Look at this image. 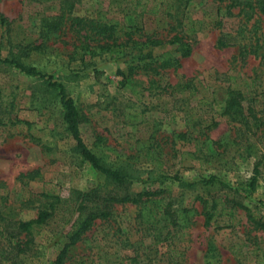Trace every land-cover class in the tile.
Listing matches in <instances>:
<instances>
[{
	"label": "rangeland",
	"instance_id": "374dc122",
	"mask_svg": "<svg viewBox=\"0 0 264 264\" xmlns=\"http://www.w3.org/2000/svg\"><path fill=\"white\" fill-rule=\"evenodd\" d=\"M62 1L0 0L1 57L11 43L32 37L43 50L13 54L45 74L28 75L0 62V225L3 218L29 220L41 210L52 211L28 250L18 256L10 252L12 263L54 264L69 242L82 194L94 188L101 194L124 192L76 151L48 76L64 85L83 113L80 131L88 148L104 164L137 177L128 192L156 191L151 197H164L178 218L187 217L180 225L161 219L153 227L140 223L136 204L114 203L108 218L95 219L67 247L63 264H239L248 249H264V232L253 230L237 205L264 217V13L256 10V0H248L254 10L232 7L230 16L227 1L190 0L177 13V0H141L157 13L138 16L136 28L123 23V12L138 0L75 1L72 15L110 22L118 41L130 39L134 48L124 57L100 49L106 39L99 36L86 41L93 50L86 52L79 26L69 29V22L62 31L41 33L42 19L59 13ZM177 17L181 43L191 48L185 57L180 42L169 41ZM220 32L237 37L218 47ZM157 39L162 43L152 42ZM249 39L254 52L241 62L239 43ZM166 51L177 65L155 69L149 62H160ZM130 67L131 80L122 84L121 73L128 75ZM229 85L244 92L258 123L222 113ZM255 168L256 188L250 190ZM211 175L217 179L201 180ZM200 197L210 210L212 199H220L232 210L233 225L227 226L225 214H214L205 225ZM22 239L23 234L11 241L0 235L2 257Z\"/></svg>",
	"mask_w": 264,
	"mask_h": 264
},
{
	"label": "trees",
	"instance_id": "16d2710c",
	"mask_svg": "<svg viewBox=\"0 0 264 264\" xmlns=\"http://www.w3.org/2000/svg\"><path fill=\"white\" fill-rule=\"evenodd\" d=\"M77 0H63L62 6L56 15H52L49 17H45L42 19V25L40 26V32H58L64 30L66 27H63L67 22H69V29L73 26H79L76 29V32L79 34L80 38L84 42L82 46L84 50L88 53H92L93 50L91 47L89 48V44L86 43L89 39H92L94 36H99L100 40L106 39L103 46L98 45L100 49H106L108 52L113 53L114 57H124L129 53L134 46L128 45V40L120 42L118 41V36L116 35L115 26L110 22L96 20L91 17L77 16L72 15L73 5ZM178 5H176V12L179 13V8L182 3L188 2L190 0H177ZM219 2L227 1L226 5V15H233L231 8L239 7L240 12L245 10H256L260 13H264V0H256V5L254 7V3L248 0H216ZM156 14L157 7H148L147 2H142L141 0L130 3V6L126 8L123 12V23L126 24L128 28H136V21L138 16L143 14ZM247 13V11H246ZM5 25H9L7 19ZM175 25H171L173 31H175L172 38L169 40L172 44L179 43L182 45L180 48L181 56L185 57L190 54L191 48L189 44L181 43L182 35L184 32H181L178 27L182 25V21L179 17L175 18ZM193 28L191 29V31ZM82 31V33H80ZM133 32V31H132ZM131 32V33H132ZM130 32H126V35H132ZM8 34V33H7ZM10 37V34L8 35ZM236 35H231L230 33L220 32L219 36L216 40V44L218 47L228 46ZM252 39L249 41L240 42L238 56L240 57L241 62H244L250 52L252 51ZM153 43L161 44L162 41L160 39L153 40ZM254 43H258V37H255ZM42 43L36 44L35 40L32 37H27L24 39L23 43H11V48L9 54L6 57H1L0 62L12 64L20 71L34 76L44 77L41 71H39L35 66L25 64L21 62L16 55L13 54V50L17 49L20 54H28V51H41ZM16 52V54H18ZM237 58V56L235 57ZM262 62H264V54L261 55ZM155 64V69L157 66L159 67H171L177 65L178 59L172 58L171 53L166 51L162 54V59L160 62L152 60ZM132 67H130V71L128 75L121 73L123 77L121 83L124 84L123 80L129 82L131 80ZM51 76H48V82L51 86L56 87L58 89L60 95V103L63 110V121L66 125L67 131L70 133L72 138L75 140L76 151L82 157L83 160L87 161L90 166L105 176L115 187H118L121 190H124L123 193L121 191H116L114 193H106L101 194L99 189H91L82 194V199L79 205L80 213L76 218L75 227L72 230L69 236V242L65 245V247L60 251L54 264H63V260L67 254V247L70 245L76 244L80 239L83 233L90 227L91 223L95 219H106L112 213L111 209L114 203H124L131 202L138 206V211L136 217L139 219L140 223L149 224L155 227L156 223L161 219L165 220V222H169L172 226L180 225V221L183 218H178L176 211L172 209V203L170 201H165L164 197H151L153 195H157L156 191H140L135 195H131L128 192L129 186L134 182L137 177L133 176L131 173L126 171L123 167H112L104 164L101 159L93 153L88 146L83 141L81 136L80 126L84 121V115L81 113L79 108L74 103L73 99L69 97L65 91L64 85L60 82L51 81ZM227 97L225 99V104L223 107V114L228 116L231 120L235 121H243L247 123V121L254 120V124L258 123L261 119L256 116L254 107L247 101V97L244 92L237 87H233L229 85L226 88ZM249 115L250 117H248ZM36 174V171H35ZM256 174L257 169H254V174L248 180V188L250 190H254L256 188ZM177 178V177H176ZM217 179V177L211 175L207 179L204 180L206 183L211 182L212 180ZM224 185V183H223ZM201 202L203 203V215H204V224L209 225L212 221L214 214L227 216L229 224L227 226L233 225L234 215L231 209H226L223 206L222 201L218 198L212 199V208L211 210L207 208V199L200 197ZM227 200V199H226ZM228 201V200H227ZM149 202H155L153 207L148 205ZM91 204V206H89ZM219 204L222 206L218 207ZM240 208L245 211L247 222L252 225V229L255 231H263L264 232V217L257 214L254 209L243 205L242 203L237 204ZM52 208V207H51ZM50 210H41L38 214L29 220H14L10 218L2 219L3 223L0 225V235L9 238L11 241L14 238H18L23 234L24 241L19 240L14 245L10 247V250L7 251L6 255L2 257V253L0 254V264L3 262L11 261L10 264H13V256H18L20 253H24L27 249V245L30 240L39 232L41 226L47 221L49 216L51 215ZM184 222H187V217L184 218ZM157 236V235H155ZM8 240V241H9ZM253 245H256L254 242ZM13 253V256L8 258L9 254ZM239 264H264V249L261 246H256L250 248L246 251L244 263Z\"/></svg>",
	"mask_w": 264,
	"mask_h": 264
}]
</instances>
